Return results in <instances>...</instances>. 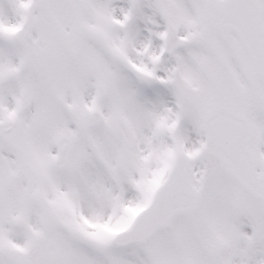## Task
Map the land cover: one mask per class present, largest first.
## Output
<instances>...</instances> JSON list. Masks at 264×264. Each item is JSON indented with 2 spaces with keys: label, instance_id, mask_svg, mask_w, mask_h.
<instances>
[{
  "label": "snow or ice",
  "instance_id": "snow-or-ice-1",
  "mask_svg": "<svg viewBox=\"0 0 264 264\" xmlns=\"http://www.w3.org/2000/svg\"><path fill=\"white\" fill-rule=\"evenodd\" d=\"M0 264H264V0H0Z\"/></svg>",
  "mask_w": 264,
  "mask_h": 264
}]
</instances>
